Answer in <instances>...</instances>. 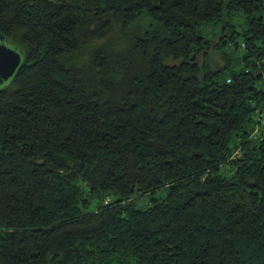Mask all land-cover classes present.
Listing matches in <instances>:
<instances>
[{"label": "trees", "instance_id": "obj_1", "mask_svg": "<svg viewBox=\"0 0 264 264\" xmlns=\"http://www.w3.org/2000/svg\"><path fill=\"white\" fill-rule=\"evenodd\" d=\"M0 37V264H264V0H0Z\"/></svg>", "mask_w": 264, "mask_h": 264}, {"label": "water", "instance_id": "obj_2", "mask_svg": "<svg viewBox=\"0 0 264 264\" xmlns=\"http://www.w3.org/2000/svg\"><path fill=\"white\" fill-rule=\"evenodd\" d=\"M21 52L4 44L0 37V86L15 73L21 63Z\"/></svg>", "mask_w": 264, "mask_h": 264}, {"label": "rangeland", "instance_id": "obj_3", "mask_svg": "<svg viewBox=\"0 0 264 264\" xmlns=\"http://www.w3.org/2000/svg\"><path fill=\"white\" fill-rule=\"evenodd\" d=\"M216 61L218 60L217 58L215 59ZM219 62V61H218ZM220 64V63H219ZM142 203H144V201H142Z\"/></svg>", "mask_w": 264, "mask_h": 264}]
</instances>
